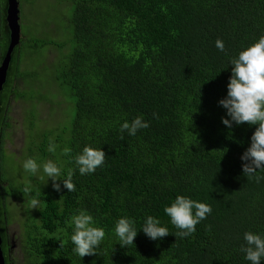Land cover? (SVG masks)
Wrapping results in <instances>:
<instances>
[{"label":"trees","instance_id":"1","mask_svg":"<svg viewBox=\"0 0 264 264\" xmlns=\"http://www.w3.org/2000/svg\"><path fill=\"white\" fill-rule=\"evenodd\" d=\"M69 1L73 43L20 31L1 91L0 235L6 264H251L240 249L245 232L264 237V179L246 177L241 156L258 125L225 126L222 117H230L219 101L227 96L231 60L264 35V0ZM7 8L8 0H0V64L10 43ZM217 39L225 51L215 46ZM53 45L67 51L46 64L44 53ZM36 57L41 70L40 65L32 69ZM18 80L27 89L18 92ZM42 87L57 88L66 97L68 123L41 130L32 139V157L62 166L61 179L73 169L74 192L62 180L57 192L48 177L20 178L4 162L2 128L10 126V95L48 99ZM37 114L35 109L33 129L41 126ZM137 116L149 127L134 136L121 133V125ZM49 138L58 145L54 153L48 151ZM85 146L107 156L103 167L82 176L74 158ZM65 147L70 155H63ZM258 175L264 177V170ZM26 184L32 192L25 196ZM37 191L41 206L30 209ZM178 195L212 208L184 238L164 211ZM13 200L25 207L15 209ZM81 210L106 232L97 254L82 259L70 239L71 217ZM17 215L22 263L12 254L7 230ZM149 215L170 234L149 239L142 231ZM122 217L133 220L138 231L128 247H121L114 231Z\"/></svg>","mask_w":264,"mask_h":264},{"label":"clouds","instance_id":"2","mask_svg":"<svg viewBox=\"0 0 264 264\" xmlns=\"http://www.w3.org/2000/svg\"><path fill=\"white\" fill-rule=\"evenodd\" d=\"M215 46L220 51H225L224 42L217 39ZM232 72L227 85V96L219 101V104L226 109V116L222 123L231 128L233 122L237 125L248 123L258 125L251 136V143L241 156L243 174L248 178H254L257 183L261 177L258 170H264V35L260 36L257 42L239 52L238 58L231 60ZM155 115V114H154ZM149 123L145 122L142 116H137L131 123L125 121L120 131H128L129 135H136L139 129L148 128ZM123 139V136H121ZM54 138H49V152H55L58 145ZM71 149L65 147L63 155H70ZM106 153L102 149L85 146L82 153L77 155L74 160L78 166L80 175L94 173L98 167H103L106 161ZM43 173L51 179L52 187L55 191H61V184L57 181L62 180L63 187L68 192L76 191V186L72 181L74 170L69 168L66 177L61 179L62 166L48 160L43 165ZM23 168L26 172L35 176L39 172L41 165L36 159L29 158L24 161ZM43 179V177H40ZM32 192L30 184L23 188V195ZM40 192L29 200L30 209H39L41 200ZM165 213L170 217L171 224L179 231L177 236L188 237L196 231V226L207 219L211 214V205L198 202L183 195H178L170 206H166ZM94 218L86 211L81 210L78 214L71 217V224L74 232L71 235V242L74 245L73 252L81 259L85 256L97 254L96 249L100 246L106 236L104 228L94 226ZM210 228V226H208ZM115 235L119 239L121 247L134 245L138 231L134 226V221L122 217L115 224ZM144 234L151 240H159L168 236L169 229L161 226V221L149 215L142 227ZM245 245L241 246L245 259L251 264H261L264 259V237L251 231L244 233Z\"/></svg>","mask_w":264,"mask_h":264},{"label":"rangeland","instance_id":"3","mask_svg":"<svg viewBox=\"0 0 264 264\" xmlns=\"http://www.w3.org/2000/svg\"><path fill=\"white\" fill-rule=\"evenodd\" d=\"M51 5H54L55 7L53 12V7ZM19 8L22 33L28 34L29 37H38L43 40H54L58 43L65 42L67 44L70 39L71 44L73 43L71 23L73 5L69 0H21ZM47 25L51 28L53 26L56 28L48 29ZM66 51V47L59 49V47L53 45L45 53L43 52L44 56L42 53L41 60L43 56V60L46 61V64L49 62L51 63L54 59L59 58L62 52L65 53ZM37 58L38 57L31 61L33 70L41 64V60H38L39 58ZM44 65L45 64H43V66ZM39 69H42L41 65L39 66ZM14 85L17 87L18 92H22L26 88L22 80L15 81ZM40 92L44 95L46 94L48 99L35 98L33 101H29L21 95L12 93L7 106L8 111L6 122L9 123L10 126L7 125L2 128V131L4 132V149L6 150L4 162H7V168L9 170L12 168L10 171L13 175H18L20 178L22 176L25 177L26 174L33 176L23 168L25 160L29 158L36 159V157H32L33 148L31 149L30 147L32 146V139L38 136L40 131L45 129L48 124H52L50 128L55 129L61 128L57 125L68 123V117L67 115H64V113L69 103L64 101L66 97L63 96L61 91L57 88L42 87ZM53 94H55L56 97H54ZM28 95H31V93L29 92ZM60 101L61 103L59 104ZM32 105L34 107H32ZM35 109L38 113L37 120L41 121V126L39 128L35 125V128L33 129V127H31L32 125H30V121L31 118L35 116ZM73 113L74 108L72 107L71 116ZM33 152H35V150ZM36 161L39 162L41 168L37 175L33 176L32 181H35L38 177H43V179L47 178L43 173L42 167L45 161H41L39 156ZM41 180L42 179L40 178L39 181ZM43 188V183L38 186V189L40 190ZM13 203L15 209L17 207L18 209L25 207V204L23 205L15 200H13ZM19 219L20 216H15V219L8 224L7 230L12 243V254L18 259V261H20V263H22L24 262V259L21 248L18 245L19 239L17 237L18 233L21 231Z\"/></svg>","mask_w":264,"mask_h":264},{"label":"water","instance_id":"4","mask_svg":"<svg viewBox=\"0 0 264 264\" xmlns=\"http://www.w3.org/2000/svg\"><path fill=\"white\" fill-rule=\"evenodd\" d=\"M19 13V0H8L7 25L10 32V43L6 51V55L0 64V108L2 104L1 91L7 80V73L9 70L12 53L20 40L21 27L19 24ZM1 242L2 240L0 235V264H6Z\"/></svg>","mask_w":264,"mask_h":264}]
</instances>
